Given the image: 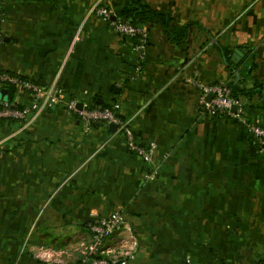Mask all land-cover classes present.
I'll return each mask as SVG.
<instances>
[{
    "label": "crops",
    "instance_id": "crops-1",
    "mask_svg": "<svg viewBox=\"0 0 264 264\" xmlns=\"http://www.w3.org/2000/svg\"><path fill=\"white\" fill-rule=\"evenodd\" d=\"M97 1L0 0V72L46 85L65 60L63 102L118 103L155 154L144 163L117 129L85 126L64 104L26 127L0 120V264L80 263L90 225L117 207L119 237L134 255L120 264H261L264 151L247 123L264 122V91L240 98L241 119L209 118L185 79L237 82L249 50L244 86L264 84V0H143L173 28L191 26L178 45L160 26H143L142 58L132 40L87 15ZM101 6L117 17L127 0ZM234 50L243 56L232 71ZM12 101L22 107L29 95L13 88Z\"/></svg>",
    "mask_w": 264,
    "mask_h": 264
},
{
    "label": "built area",
    "instance_id": "built-area-1",
    "mask_svg": "<svg viewBox=\"0 0 264 264\" xmlns=\"http://www.w3.org/2000/svg\"><path fill=\"white\" fill-rule=\"evenodd\" d=\"M101 1L98 0L93 4L87 15L106 20L115 33L132 40L134 42L132 50L142 58L148 40L147 31L118 16L114 21L110 20L112 14L106 7L101 6ZM1 21L0 12V23ZM64 62L65 60L62 61L55 77L46 85H39L18 74L0 72V89L11 87L29 95L28 103L22 107L13 101L0 100V120H16L26 127L40 113L64 104L66 111L75 115L85 126L100 123L114 124L117 131L124 137L127 152L137 156L144 163H150L156 151V144L150 141L143 145L137 141L128 121L120 115L118 103H111L109 107L104 108L82 104L79 109L77 106L79 102L76 99H68L63 102L65 91L59 83V76ZM185 82L198 92L197 108L200 116L241 119L242 102L240 98L233 99L230 96V90L226 84H205L192 77H187ZM208 96H211L209 101L207 100ZM232 107H235V111L231 110ZM247 132L255 141L258 149L264 151V122L247 123ZM146 178L152 180L154 176L149 175ZM124 227L125 217L120 207L115 208L109 216L95 220L90 225L89 242L81 244L82 260L77 264H120L132 260L134 255L125 247L123 240L119 237V233Z\"/></svg>",
    "mask_w": 264,
    "mask_h": 264
},
{
    "label": "trees",
    "instance_id": "trees-1",
    "mask_svg": "<svg viewBox=\"0 0 264 264\" xmlns=\"http://www.w3.org/2000/svg\"><path fill=\"white\" fill-rule=\"evenodd\" d=\"M118 17L136 27L138 25L145 26L147 24L158 25L164 30V33L167 35L170 43L174 45L181 44L185 41L187 31L191 26L190 24H187L180 28H173L170 25V18L166 14L160 11L151 10L143 0H127V8L122 9ZM223 51L224 55L228 57L230 52H228L226 49H223ZM242 52H244L243 54L245 55V58L243 59L245 60V63L240 67L239 70L238 68L240 64L234 66L229 62V60H227L230 69L232 71L238 70L240 74L239 81H230L226 84L230 90V96L233 99L251 97L264 91V84L254 83L251 88H246L244 86L245 81L251 78L253 58L250 55L249 50H243ZM12 98L13 88L9 87L8 101H12ZM100 107H109V105L103 104L100 105ZM262 263H264V261Z\"/></svg>",
    "mask_w": 264,
    "mask_h": 264
},
{
    "label": "water",
    "instance_id": "water-1",
    "mask_svg": "<svg viewBox=\"0 0 264 264\" xmlns=\"http://www.w3.org/2000/svg\"><path fill=\"white\" fill-rule=\"evenodd\" d=\"M110 20L114 21L115 20V16L112 15L110 17ZM137 27L141 29L143 26L142 25H138ZM242 56H243V54H242L241 51L234 50L233 54L231 55L230 62L232 64H234V65H237ZM7 98H8V90L7 89L0 90V99L5 101V100H7ZM210 99H211V96H208L207 100L209 101ZM77 106L80 109L82 107V103H78ZM231 110L235 111V107H232ZM108 127H109V130L111 132H115L116 131V126L114 124H109Z\"/></svg>",
    "mask_w": 264,
    "mask_h": 264
}]
</instances>
